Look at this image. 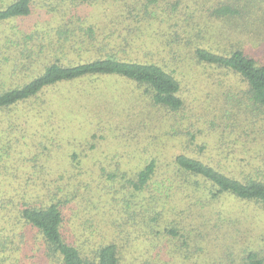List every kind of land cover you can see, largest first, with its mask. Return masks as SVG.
<instances>
[{"label":"trees","instance_id":"trees-1","mask_svg":"<svg viewBox=\"0 0 264 264\" xmlns=\"http://www.w3.org/2000/svg\"><path fill=\"white\" fill-rule=\"evenodd\" d=\"M254 20L264 0H0V264H124L138 244L130 264H264L234 211L264 213ZM190 64L218 113L198 110ZM92 93L88 135L65 137ZM134 102L152 114L108 120Z\"/></svg>","mask_w":264,"mask_h":264},{"label":"rangeland","instance_id":"rangeland-1","mask_svg":"<svg viewBox=\"0 0 264 264\" xmlns=\"http://www.w3.org/2000/svg\"><path fill=\"white\" fill-rule=\"evenodd\" d=\"M105 0H100V3ZM95 11H98V9H95ZM32 17L29 18L27 21H18V23H12L16 24V26L20 28L30 27L34 25L35 21H38V18ZM249 33V35H246L244 38L247 39V42L253 46H256L257 42L264 37V21L263 23H259V21H252L247 28H245L244 31L241 30V34ZM204 33V32H202ZM208 39V37H207ZM213 39V38H212ZM253 43V44H252ZM187 79L191 82L190 85V93L191 97L194 96L196 98L195 103L197 102L198 110H205V112H211L216 111L218 113L219 105L215 103V86L210 82L207 71L204 69L202 65H196V64H190L187 66ZM125 91V90H123ZM88 101L86 102V106H81L79 104L77 110V113L79 115H82L88 119H68L69 122H66V124H61V127H65V129L68 131V133L64 132L65 137H72L73 135L77 137H81L82 135H88L90 126L93 124L94 121L97 119L96 116L93 114L94 111H97L98 106L97 102L100 101L96 99V93H92L87 98ZM103 104L104 102L101 101ZM127 103V102H124ZM135 107L130 108L131 103L127 104L124 108L127 107V109L121 110V107L123 105H113L114 111L117 112V115L120 119H108L112 123H118V122H125L129 119H136L140 118L143 115H147L148 113L152 112L147 107H144L142 103H135ZM77 103H75V106ZM84 109V110H83ZM103 109V107H102ZM83 110V111H82ZM85 110L89 111V115L85 114ZM130 111V114H129ZM20 112L24 113L25 109H20V111H17L16 116L20 115ZM160 116V114H159ZM151 118H154L152 116H148ZM55 122V121H54ZM56 123V122H55ZM257 123L260 126V131H263V138L264 140V119H257ZM60 125V123H59ZM258 143L262 144L264 146V141H260L258 138ZM71 149H74V146L66 147L65 151H70ZM244 208L246 213H248L247 218L243 219L242 223L240 224V233L242 238L239 240L240 243H246L248 244L249 241H258L260 240L261 243L264 245V213L258 211L255 207H253V204L247 203L246 205H236L234 208L235 215L240 216L241 209ZM243 217V216H240ZM239 227V226H238ZM255 239H251L255 237ZM128 248V249H127ZM124 248L122 251L123 257H125V263L124 264H130V258L129 257H135L140 256L143 254V249L140 244L137 246H134L133 248L129 249V247ZM17 251H14L13 253L6 254V258L4 261V264H8L7 261H10L11 258H14L17 254Z\"/></svg>","mask_w":264,"mask_h":264}]
</instances>
